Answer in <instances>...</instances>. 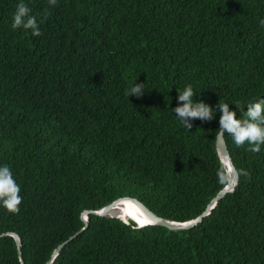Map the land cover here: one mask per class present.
Returning a JSON list of instances; mask_svg holds the SVG:
<instances>
[{"label": "trees", "instance_id": "1", "mask_svg": "<svg viewBox=\"0 0 264 264\" xmlns=\"http://www.w3.org/2000/svg\"><path fill=\"white\" fill-rule=\"evenodd\" d=\"M20 0H0V166L21 187L0 208V264H45L80 231V215L120 197L158 217H197L224 186L215 150L219 102L241 119L264 100V0H23L39 37L13 31ZM47 10V17L44 18ZM144 84V95L127 90ZM191 85L210 121L175 118ZM241 176L187 231L89 215L52 264H264V145L237 148Z\"/></svg>", "mask_w": 264, "mask_h": 264}, {"label": "clouds", "instance_id": "2", "mask_svg": "<svg viewBox=\"0 0 264 264\" xmlns=\"http://www.w3.org/2000/svg\"><path fill=\"white\" fill-rule=\"evenodd\" d=\"M56 4L57 0H48L49 7H54ZM47 14L46 10L44 14L45 19ZM42 22L43 20L38 22L37 18L30 14V9L23 0H20L12 15L11 28L13 31L19 29L26 32L30 31L33 37H39L42 35L40 31V23ZM260 25L264 27V20L260 21ZM144 92V84L134 83L127 90L126 95L128 98L133 96L140 98L144 95ZM194 96H196V93L193 87L187 85L183 91L179 92L177 95L178 106L172 109L175 118L186 130L192 128L193 125L191 121L197 119L201 121H210L215 114L213 108L204 102H194ZM216 107L220 113V127L217 132L220 134L227 133L237 148L248 144L251 147L247 148V151L260 153L261 145H264V100L248 103L247 111L242 113L243 118L241 119L236 118V112L230 111L229 104L227 103L219 102ZM241 176H244L246 180L250 179V173L244 169H236L235 166L230 163L222 162L220 169L217 171L218 182L225 188H227L230 183L232 190L238 185ZM20 192L21 187L16 182L10 167L8 165L0 166V208H3L8 214H19V206L23 199ZM129 222L132 221L124 223L128 224ZM133 224L135 225V223ZM135 228H137L136 225Z\"/></svg>", "mask_w": 264, "mask_h": 264}, {"label": "water", "instance_id": "3", "mask_svg": "<svg viewBox=\"0 0 264 264\" xmlns=\"http://www.w3.org/2000/svg\"><path fill=\"white\" fill-rule=\"evenodd\" d=\"M215 150L217 157L220 161V164L222 162L224 163H230L233 165V162L231 160L226 141L224 139V133H217L216 139H215ZM235 190V189H234ZM232 186L229 183L228 187L225 188L223 187L221 190L218 191V193L208 202L206 205L205 209L194 219H191L186 222H175V221H170L161 217H158L155 213H153L151 210H149L142 202H140L136 198L132 197H120L109 203L108 205L102 207L99 210L92 211V210H85L81 213L80 218L81 221L83 222L84 226L83 228L78 231L76 234L71 236L67 241L61 243L58 245L52 252L50 259L45 263V264H52L54 259L59 255L61 252L62 248L65 246L66 243L69 241L73 240L76 236H78L80 233L85 231L88 226V217L89 215H95L99 217H107V218H117L120 219L124 222L132 221L135 223L137 228H144L147 226H160V227H165L170 231H187L192 229L193 227L197 226L198 224L202 223L203 219L206 218L210 213L213 211V209L217 206V204L227 195L232 192ZM125 202L131 203L135 209H138L140 212V219H135L130 217L127 213V217H119L115 216L112 214V211L115 209L117 205L124 204ZM142 221V222H140ZM7 235H10L16 244L17 251H18V256L20 260V264H24L22 261V255H21V239L18 234L16 233H8Z\"/></svg>", "mask_w": 264, "mask_h": 264}, {"label": "bare ground", "instance_id": "4", "mask_svg": "<svg viewBox=\"0 0 264 264\" xmlns=\"http://www.w3.org/2000/svg\"><path fill=\"white\" fill-rule=\"evenodd\" d=\"M135 208L131 203L125 202L124 204L117 205L115 207V209L112 211V214H114L115 216L123 217V218L124 217L126 218L127 217L126 215L128 214L132 218L142 220L141 219L142 217L139 218V216H140L139 210L135 209ZM140 222H142V221H140Z\"/></svg>", "mask_w": 264, "mask_h": 264}]
</instances>
